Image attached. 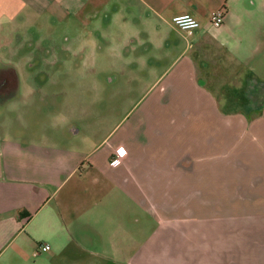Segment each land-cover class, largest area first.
Instances as JSON below:
<instances>
[{"label": "crops", "instance_id": "obj_1", "mask_svg": "<svg viewBox=\"0 0 264 264\" xmlns=\"http://www.w3.org/2000/svg\"><path fill=\"white\" fill-rule=\"evenodd\" d=\"M218 9L225 20L213 29ZM182 14L200 28H176ZM24 18L95 35L100 51H180L154 81L158 104L174 95L180 108L143 111L124 136L84 149L34 143L1 122L0 264H264V106L224 111L193 56L213 45L245 71L243 86L251 73L263 88L264 58L253 55L264 45V0H0V25ZM20 87L14 66L0 70L1 105Z\"/></svg>", "mask_w": 264, "mask_h": 264}, {"label": "rangeland", "instance_id": "obj_2", "mask_svg": "<svg viewBox=\"0 0 264 264\" xmlns=\"http://www.w3.org/2000/svg\"><path fill=\"white\" fill-rule=\"evenodd\" d=\"M94 37H71L62 24L49 18L1 24L0 70L14 66L21 87L17 99L0 104V123L30 131L34 136L28 140L34 143L84 149L100 143L111 132L124 136L122 127L127 129L143 111L171 113L180 108L174 95L171 103H162L164 106L154 99L160 86L154 81L180 51H100ZM210 49L193 52V56L197 72L204 76L212 94L219 101L223 99L224 106L243 91L249 109L261 106L264 89L259 83L251 78L243 86L240 77L245 71L240 73L224 51L213 45ZM262 58L264 45L253 55V63ZM243 107L228 106L230 110ZM163 136H151V147ZM138 142L135 145L146 148L144 141Z\"/></svg>", "mask_w": 264, "mask_h": 264}, {"label": "built area", "instance_id": "obj_3", "mask_svg": "<svg viewBox=\"0 0 264 264\" xmlns=\"http://www.w3.org/2000/svg\"><path fill=\"white\" fill-rule=\"evenodd\" d=\"M225 15V9L214 11L210 16V26L217 29L220 28L224 23ZM171 22L176 28L188 34H191L200 28L199 21L189 14L176 15L171 19ZM124 154L125 149L123 147L117 148L114 157L110 161V165H118ZM39 249L44 252L49 250V246L47 244H42L39 246Z\"/></svg>", "mask_w": 264, "mask_h": 264}, {"label": "trees", "instance_id": "obj_4", "mask_svg": "<svg viewBox=\"0 0 264 264\" xmlns=\"http://www.w3.org/2000/svg\"><path fill=\"white\" fill-rule=\"evenodd\" d=\"M252 78V74L248 73L247 75V79H251ZM263 89H264V84L262 85ZM237 93V92H236ZM238 96L236 97V100H231L229 103H227L226 105H224L223 110L224 111H229L230 109L228 108L229 105L233 106H237L238 104L241 106H244L243 108L239 109V108H233L232 111L233 112H244V113H248V112H260L261 108L264 106V104H262L260 107H257L255 109H249V107H247V100L244 98L243 96V91H238Z\"/></svg>", "mask_w": 264, "mask_h": 264}, {"label": "flooded vegetation", "instance_id": "obj_5", "mask_svg": "<svg viewBox=\"0 0 264 264\" xmlns=\"http://www.w3.org/2000/svg\"><path fill=\"white\" fill-rule=\"evenodd\" d=\"M9 90V89H8ZM10 91V90H9Z\"/></svg>", "mask_w": 264, "mask_h": 264}]
</instances>
